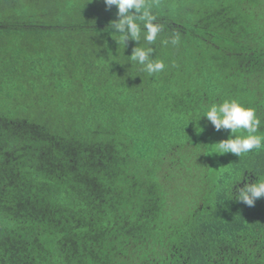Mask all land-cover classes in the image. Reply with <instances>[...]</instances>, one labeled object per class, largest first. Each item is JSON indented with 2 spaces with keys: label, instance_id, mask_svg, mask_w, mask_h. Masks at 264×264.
Returning a JSON list of instances; mask_svg holds the SVG:
<instances>
[{
  "label": "trees",
  "instance_id": "obj_1",
  "mask_svg": "<svg viewBox=\"0 0 264 264\" xmlns=\"http://www.w3.org/2000/svg\"><path fill=\"white\" fill-rule=\"evenodd\" d=\"M153 12L148 76L104 0H0V264H264V197L235 199L264 149L213 152L202 116L236 98L264 136V0Z\"/></svg>",
  "mask_w": 264,
  "mask_h": 264
},
{
  "label": "clouds",
  "instance_id": "obj_2",
  "mask_svg": "<svg viewBox=\"0 0 264 264\" xmlns=\"http://www.w3.org/2000/svg\"><path fill=\"white\" fill-rule=\"evenodd\" d=\"M104 4L107 9L113 6L117 8L118 18L110 21L108 25L109 29L113 30L111 33L118 34L119 39L114 38L117 43H122L126 47L128 40L139 42L128 56L130 62L137 64L140 71L148 76L164 71L166 67L164 61L152 55L155 51L152 45L165 30L164 24L158 21L157 15L153 12L154 7L159 6V0H152L151 3L149 0H104ZM142 39L148 47L138 46ZM161 43L178 46L181 43L180 34L172 32L171 36L162 39ZM202 116L206 117L217 131L230 130L227 139L212 144L215 145L213 152L218 154L231 152L240 158L254 150L264 149V136L258 134L262 125L261 119L254 108L244 105L238 99L228 98L220 103H213ZM241 179H237L236 182ZM233 185L234 183L231 185V192ZM261 197H264V179L259 178L255 182L238 187L235 192V199L248 206H254L255 201Z\"/></svg>",
  "mask_w": 264,
  "mask_h": 264
}]
</instances>
